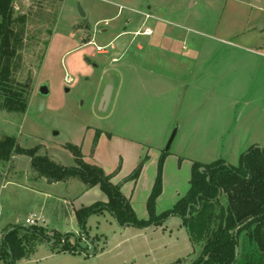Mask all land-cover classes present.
Returning a JSON list of instances; mask_svg holds the SVG:
<instances>
[{"label":"rangeland","instance_id":"rangeland-1","mask_svg":"<svg viewBox=\"0 0 264 264\" xmlns=\"http://www.w3.org/2000/svg\"><path fill=\"white\" fill-rule=\"evenodd\" d=\"M13 6L26 23L12 76L25 86L28 108L0 112V138L38 147V155L65 167L75 165L70 147H78L86 162L116 174L142 220H150L148 199L159 176L157 217L187 194L194 162L238 165L248 151H236L238 131L264 109L247 88L240 97L233 90L247 87L251 70L264 74V0H13ZM40 179L27 155L0 164V250L15 227L45 234L28 235L27 256L13 264H190L200 254L177 215L139 228L121 226L103 210L80 226L76 212L105 204L104 193L85 191L78 181ZM248 244L242 235L237 264H264V254Z\"/></svg>","mask_w":264,"mask_h":264},{"label":"trees","instance_id":"trees-1","mask_svg":"<svg viewBox=\"0 0 264 264\" xmlns=\"http://www.w3.org/2000/svg\"><path fill=\"white\" fill-rule=\"evenodd\" d=\"M25 23V17L15 16L13 0H0V112L24 114L28 108L26 88L12 76V68L23 46ZM38 151V147H20L14 137L0 138V164L16 155H27L36 179L62 183L78 181L88 189L98 187L104 193L105 204L95 203L76 212L80 226H84L87 217L103 210L112 213L121 226L139 228L177 215L183 220L192 245L200 247V254L190 264H236L239 239L243 234L264 251V149L250 148L241 156L238 165L223 159L211 164L194 162L187 194L170 211L157 217L154 208L161 194L159 176L148 199L150 220L137 217L130 200L122 194L120 184L113 182L116 174H106L100 166L86 162L78 147H70L75 158V165L70 167L60 166L48 155H38ZM137 176L138 170L127 181ZM21 229L15 227L6 233L2 246L5 252L0 255L3 264H13L17 258L27 256L24 241L30 236L45 238L42 228L26 229L28 232H21Z\"/></svg>","mask_w":264,"mask_h":264},{"label":"crops","instance_id":"crops-1","mask_svg":"<svg viewBox=\"0 0 264 264\" xmlns=\"http://www.w3.org/2000/svg\"><path fill=\"white\" fill-rule=\"evenodd\" d=\"M260 57L264 58L263 55H261ZM247 77H248L247 87H243L239 83L236 86V88H234V90H233L234 95L237 97L242 96L243 92H245V89L247 88L246 90L251 95L250 96L251 101L255 102V104H260L262 106V108L264 109V74L261 75L260 72L257 73L255 71L251 70L248 73ZM258 79H259V81H258ZM254 119H256L255 116H253L251 118V120H246L247 126L245 127V129L242 128L240 126V123L238 122V126H240V130L238 131V133L240 134V136L238 134V138L236 140L238 142L234 143V147L236 148V151L243 152V151L249 150L252 147H259L261 149H264V112H263L262 117H260L257 120H254ZM40 180H43V179H40ZM115 180H116V177L113 178V182ZM37 181H39V180H37ZM45 181H47V180H45ZM73 183L74 182H72V184ZM114 183H116V182H114ZM52 184H55V183L52 182ZM92 189H95V188H92ZM89 190H91V189H88L87 187H85V191H89ZM106 200H107V198H106ZM244 235L247 236L248 243L250 244L251 241L249 239V236L247 234H243V236ZM255 245H256V248L261 253L264 254V251L260 250L258 244L256 242H253V247H255ZM240 247H241V241H240ZM239 249H238V255L240 254ZM238 258H239V256H238Z\"/></svg>","mask_w":264,"mask_h":264},{"label":"water","instance_id":"water-1","mask_svg":"<svg viewBox=\"0 0 264 264\" xmlns=\"http://www.w3.org/2000/svg\"><path fill=\"white\" fill-rule=\"evenodd\" d=\"M79 10H80L81 14L83 16H85L84 13H83V10L81 8H79ZM40 92L43 95H47L48 94V91H47L46 87H42L41 90H40ZM110 92H111V87H107V89L105 91L104 102L109 100ZM170 143H171V140L169 141L168 147H169ZM52 182L55 183L56 181H52Z\"/></svg>","mask_w":264,"mask_h":264},{"label":"built area","instance_id":"built-area-1","mask_svg":"<svg viewBox=\"0 0 264 264\" xmlns=\"http://www.w3.org/2000/svg\"><path fill=\"white\" fill-rule=\"evenodd\" d=\"M36 223H37V220H34V219H27L26 220V224L29 226H35Z\"/></svg>","mask_w":264,"mask_h":264}]
</instances>
